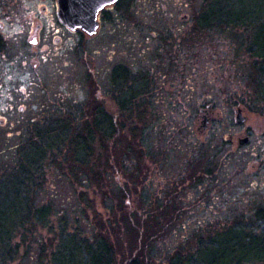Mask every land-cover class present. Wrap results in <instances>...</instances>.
Returning a JSON list of instances; mask_svg holds the SVG:
<instances>
[{
	"label": "rangeland",
	"instance_id": "1",
	"mask_svg": "<svg viewBox=\"0 0 264 264\" xmlns=\"http://www.w3.org/2000/svg\"><path fill=\"white\" fill-rule=\"evenodd\" d=\"M206 4V0H136L134 39L129 18L120 16L102 25L95 37L72 34L57 44L45 32L43 37L51 38L44 39L43 44L51 45L43 51L42 43L32 45L31 38L20 33L18 25L12 29L10 22L15 18H41L49 29L54 24L52 18H57L55 0H0V18H5V30L12 37L8 53L0 54V122L6 121L0 124V176L16 168L19 147L33 135L27 128L33 119H41V123L57 114L58 100H65L64 107L69 110L92 97L93 73L100 79L104 93L115 66H132L137 74L149 73L151 79V90L149 87L146 96L147 150L141 162L130 159L131 164L134 162L132 171L138 190L125 185L126 191H121L123 184L131 181L127 173L118 169H112L115 176L111 173L103 176L101 184L94 186L72 176L59 161L48 166L43 191L34 199L37 206L54 202L56 215L50 217L49 228H39L37 236L43 241L35 243L29 255L22 246L24 260L20 264H39L40 250L50 249L58 242L56 234L61 229L62 215L69 218V233L79 229L85 237L91 236L97 223L88 198L103 216L102 225L111 232L118 250L117 264H127L133 250L122 217L132 209L133 202L137 206L141 201L139 194L144 190L150 198L160 195L162 199L173 192L175 198L181 197L183 201L181 211L168 214L162 211L163 215L157 217L159 221L156 218L158 226L156 223L155 226L159 229L153 231V240L159 256L164 257L182 247L183 251L194 250L197 242L190 237L197 227V231L209 234L228 224L233 215H252L264 207V95L256 86L259 83L253 72L254 61L245 45L239 44L241 41L247 46L251 31L239 29L237 40L234 33L200 28L194 16ZM222 6L235 13L230 18H245L246 22L255 18L256 32L264 30L258 26L264 18V0H222ZM186 16L183 32L179 33L178 55L175 44L160 43V37L156 39L152 32H165L166 18L178 22ZM144 18H151L152 28L145 26ZM159 22L164 27L154 28ZM146 36L151 39L144 46L141 41ZM10 57L34 76L33 85L13 84L9 76H2L11 66L4 61ZM139 88L137 85L134 90ZM238 108L247 118L244 124L236 122ZM246 136L251 140L241 146L239 139ZM48 143L55 142L51 139ZM200 150L211 160L212 177L209 180L202 171L197 176L203 182L194 185L187 159L198 155ZM97 152L102 155V147ZM124 196L126 210L120 209ZM10 199L5 198L3 205L7 206ZM167 199L172 198L162 200ZM109 221L115 224L114 228L106 226ZM48 261L47 256L43 264H50Z\"/></svg>",
	"mask_w": 264,
	"mask_h": 264
},
{
	"label": "trees",
	"instance_id": "2",
	"mask_svg": "<svg viewBox=\"0 0 264 264\" xmlns=\"http://www.w3.org/2000/svg\"><path fill=\"white\" fill-rule=\"evenodd\" d=\"M206 2V7L194 16L200 28L234 33L237 40L236 32L239 29L245 27L251 31L247 46L245 42L240 41L239 44L245 45V51L254 61L253 72L259 83L256 86L263 96L264 30L256 32L255 18L249 22L245 18H230L235 13L223 7L222 0ZM263 19L258 25L260 29H264ZM4 46L5 42L0 37V51ZM160 67L163 69L164 65ZM134 69L120 65L111 70L106 92L103 93V104H99L96 98L101 85L97 86V82L90 80L93 95L82 106L73 104V109L68 110L64 107L65 100H58L55 104L61 107L55 110L57 114L43 119L41 123L40 119L32 126L37 131L19 147L16 168L0 176V264H20L19 261L24 260L21 258L22 246L29 255L34 244L43 241L37 233L39 228L50 227L49 219L56 215L55 204L37 206L34 197L42 193L45 186V168L57 161L65 164V169L72 176L94 186L101 184L103 176L110 173L115 176L112 169H118L127 173L128 181H131L130 184H123L121 191H126L125 185L130 190H138L137 182H134L135 172L132 171L134 162L131 164L130 159L141 162L149 142V102L146 98L149 73L140 75ZM137 85L140 88L134 90ZM70 103L73 101L70 100ZM119 118L122 120L119 121ZM51 139L55 142L52 145L48 143ZM101 147L103 154L99 155L97 151ZM199 152L187 159V168L194 174L191 178L194 185L203 182L197 176L202 171L206 178L212 177L210 158L206 157L205 151ZM108 153L111 157H108ZM139 195L141 201L135 207L133 202L132 209L124 212L122 217L124 231L133 248L127 264H264V207L252 215H233L228 224L209 234L197 231V227V232L190 237L197 242L194 250L183 251L182 247L164 257L159 256L161 253L153 240V231L159 229L155 223L157 225L158 216L163 215L162 211L167 212L164 214L181 211L183 201L181 197L175 198L173 192H168L162 198L172 199L164 201L160 195L150 198L145 190ZM83 197L86 199V194ZM5 198H11L7 206L3 205L6 204ZM169 201L171 204H168ZM88 206L94 211L96 231L91 236L86 234V237L79 229L69 233V218L62 215V219H59L61 229L56 234L58 242L52 244L50 249L40 250L39 264H43L47 256L50 264H117L118 250L111 232L102 225L103 216L96 211L93 200L89 198ZM126 207L124 196L120 209L126 210ZM183 225L180 224L182 232L185 230ZM106 226L114 228L115 224L109 221Z\"/></svg>",
	"mask_w": 264,
	"mask_h": 264
},
{
	"label": "flooded vegetation",
	"instance_id": "3",
	"mask_svg": "<svg viewBox=\"0 0 264 264\" xmlns=\"http://www.w3.org/2000/svg\"><path fill=\"white\" fill-rule=\"evenodd\" d=\"M45 1H50V0H45ZM135 2L136 0H116L115 2L106 5V7L104 9H102L98 15V19H99V23H100V28H102V25H104L107 21L111 22V21H115L116 19L120 18H129L132 27H130L133 36L132 38L134 39V33L133 32V28L135 29L137 27L136 25V18H135ZM56 6H58V0H55ZM147 7H149L147 5ZM46 7H44V11H46ZM147 12L150 13L148 11L147 8ZM121 13L123 14H127V16L121 15ZM188 17L186 16L185 18H181L178 22L174 20H170L169 18H166V26L164 27L163 24H161L162 22H159V24L156 26H154V28H159L162 29L164 27V31L165 32H160V33H155L152 32L155 36L156 39L158 37H160V43L161 41L163 42V44L167 45V43H171V44H175L176 45V49L178 51V55H180L181 53V47H178V40H179V33L183 32V20L187 19ZM5 18H0V37L3 39V41L5 42V46L1 48L0 54L3 53H8L9 50V44L12 41V37L11 35H9L6 30H5V22L4 20ZM8 19V18H7ZM44 21L46 20V18H43ZM53 19V23L51 25V27L49 29H46L45 25L41 23V18H15L13 22H10V20L8 22H10L12 24V29H16V25H18L20 27V33L22 34H26L28 37L31 38L30 43L32 45H40L42 43V49L43 51L49 50L51 44H47L44 43L43 44V40L45 39L46 41H48V38H51L50 36H52L53 38V42L59 44L60 42H62V39L65 36H69L72 34H85L87 35L84 31L82 30H71L69 27H67L65 24H63L59 18H52ZM151 18H144V22L147 23L145 26L148 28H152V25L149 23V20ZM43 21V22H44ZM161 24V25H160ZM47 32V35H50L46 38L43 37V34ZM62 35V36H59ZM89 36V35H87ZM90 37V36H89ZM94 37V36H93ZM149 39H151L150 37L147 38H143L141 42H144V46L145 43L149 44ZM173 47V46H172ZM163 48V47H162ZM38 52V50L36 51V53ZM161 53V52H160ZM164 54V52H162ZM21 57V55H20ZM23 58H25V55L23 56ZM26 59H28V57H26ZM15 62H12L14 61ZM4 61H8L11 66L7 68L6 72L4 75L2 76H9L10 80L12 81V83H17L20 85H33L34 84V76L31 74L28 69L26 68H21L19 67L17 64L18 60H16L13 57H10L9 60H4ZM27 77H30V79H28ZM92 82L95 81L97 82V86L98 87V94H97V100L99 102V104H103V96H104V92L102 91V84L100 79L96 78V76H93L90 79ZM148 89L150 87L151 90V79H150V74L148 75ZM109 82H107L108 85ZM100 84V85H99ZM150 85V86H149ZM147 89V90H148ZM9 96L11 98V94L9 93ZM92 98V97H91ZM77 106H82L80 103L77 104ZM56 107H61L60 105L56 104ZM246 118V116H245ZM247 118L245 119L246 122ZM208 119H207V126H208ZM38 122V120L33 119L27 126V128L31 127V129H29L31 132H35L37 131L36 129H34L32 126H35L36 123ZM244 122V123H245ZM1 125L6 124V121L3 119L0 122Z\"/></svg>",
	"mask_w": 264,
	"mask_h": 264
},
{
	"label": "water",
	"instance_id": "4",
	"mask_svg": "<svg viewBox=\"0 0 264 264\" xmlns=\"http://www.w3.org/2000/svg\"><path fill=\"white\" fill-rule=\"evenodd\" d=\"M116 0H58V17L72 30L82 29L89 35H95L99 29L98 14L106 6ZM241 109L236 111V122H245ZM207 121V120H206ZM249 137L239 140L240 145H246Z\"/></svg>",
	"mask_w": 264,
	"mask_h": 264
}]
</instances>
